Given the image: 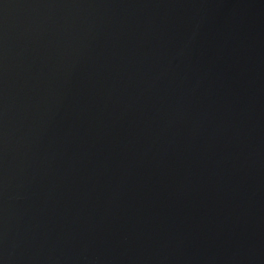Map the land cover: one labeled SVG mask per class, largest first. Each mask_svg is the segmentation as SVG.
I'll list each match as a JSON object with an SVG mask.
<instances>
[{
	"label": "water",
	"instance_id": "water-1",
	"mask_svg": "<svg viewBox=\"0 0 264 264\" xmlns=\"http://www.w3.org/2000/svg\"><path fill=\"white\" fill-rule=\"evenodd\" d=\"M0 264H264V0H0Z\"/></svg>",
	"mask_w": 264,
	"mask_h": 264
}]
</instances>
